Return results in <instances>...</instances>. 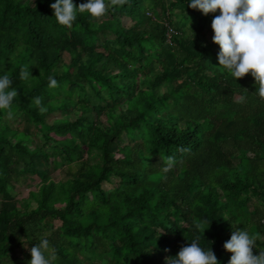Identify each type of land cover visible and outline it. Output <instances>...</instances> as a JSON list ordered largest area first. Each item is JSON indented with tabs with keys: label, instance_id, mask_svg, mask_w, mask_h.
<instances>
[{
	"label": "trees",
	"instance_id": "trees-1",
	"mask_svg": "<svg viewBox=\"0 0 264 264\" xmlns=\"http://www.w3.org/2000/svg\"><path fill=\"white\" fill-rule=\"evenodd\" d=\"M54 2L0 0V75L18 92L0 111V264H27L42 239L54 264H166L194 239L228 264L235 228L264 251V98L250 74L217 68L205 30L219 12L124 0L65 28ZM34 178L18 207L16 187Z\"/></svg>",
	"mask_w": 264,
	"mask_h": 264
},
{
	"label": "clouds",
	"instance_id": "clouds-1",
	"mask_svg": "<svg viewBox=\"0 0 264 264\" xmlns=\"http://www.w3.org/2000/svg\"><path fill=\"white\" fill-rule=\"evenodd\" d=\"M124 0H86L79 6L73 0H55L50 4L52 17L58 25L71 28L77 15L86 14L90 18L104 17L110 6L118 7ZM187 6L199 10L203 15L214 14L211 21V42L218 46V67L234 81L250 74L256 86L257 94L264 98V0H187ZM192 33V32H191ZM193 34V33H192ZM19 78L23 81L33 79L27 66L21 68ZM49 87H57V81L49 76ZM8 74L0 75V111L9 110L15 98L18 97L17 88ZM244 97H241L243 100ZM34 103L40 112L46 111L41 106L39 97ZM174 157L167 158V165L163 172L167 173L174 167ZM207 223V227L204 224ZM195 227L208 229L209 222L201 221ZM223 250L231 253L228 264H264V251L253 254L255 238L242 228L231 231L230 238L223 244ZM49 241L42 239L39 244L31 247V259L27 264H54L57 257L54 252L49 255ZM166 264H221L211 248L205 250L198 240H192L186 247L181 248L175 257L166 259Z\"/></svg>",
	"mask_w": 264,
	"mask_h": 264
},
{
	"label": "rangeland",
	"instance_id": "rangeland-1",
	"mask_svg": "<svg viewBox=\"0 0 264 264\" xmlns=\"http://www.w3.org/2000/svg\"><path fill=\"white\" fill-rule=\"evenodd\" d=\"M98 20H102V19H98ZM99 22V21H98ZM175 24V25H174ZM174 24H172V26L170 27L172 29L171 33L173 34L176 30L179 29L178 25L174 22ZM183 30V28H181ZM175 30V31H174ZM205 32H207V39H210L211 38V35L213 34L212 33V30H211V27L208 26L207 29L205 30ZM215 52L218 53V49H215ZM156 68H158V66H156ZM147 87V86H146ZM145 88V87H144ZM62 117V115L58 112L56 113H53L51 114L48 118H47V122L48 124H52L54 123L57 119H60ZM8 125L11 127V128H15L17 126V123H15V120L14 118L12 117H9L8 118V121H7ZM102 123L103 124H106V119L105 118H102ZM42 135L39 134L38 135V140L39 142L42 141L41 139ZM43 144L40 143V146ZM73 171H75V169L73 168ZM67 172H68V168L66 167H63L61 169H59L58 171H56L54 174H53V179L55 181H59V180H65L67 178ZM39 184H40V181L39 179L37 178H34L31 182L27 183V184H24L23 186H18L16 187L17 189V193H16V197H17V200L19 203V205H17L18 207H20L21 205V202L26 200L28 197H29V192L31 191H36L39 187ZM110 189V186L106 185V190H109ZM261 200V199H260ZM255 247H257L256 243H255Z\"/></svg>",
	"mask_w": 264,
	"mask_h": 264
}]
</instances>
